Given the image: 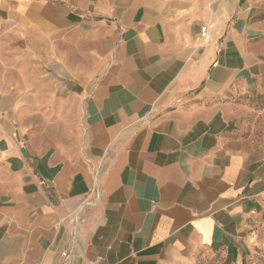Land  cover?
I'll return each instance as SVG.
<instances>
[{
	"label": "crops",
	"instance_id": "obj_1",
	"mask_svg": "<svg viewBox=\"0 0 264 264\" xmlns=\"http://www.w3.org/2000/svg\"><path fill=\"white\" fill-rule=\"evenodd\" d=\"M255 94L264 0H0V264L245 261Z\"/></svg>",
	"mask_w": 264,
	"mask_h": 264
},
{
	"label": "rangeland",
	"instance_id": "obj_2",
	"mask_svg": "<svg viewBox=\"0 0 264 264\" xmlns=\"http://www.w3.org/2000/svg\"><path fill=\"white\" fill-rule=\"evenodd\" d=\"M246 109L240 113L241 126L245 133H264V94L248 97L243 102ZM198 264H264V232L260 236L259 248L248 259L238 262L236 259L204 257Z\"/></svg>",
	"mask_w": 264,
	"mask_h": 264
},
{
	"label": "built area",
	"instance_id": "obj_3",
	"mask_svg": "<svg viewBox=\"0 0 264 264\" xmlns=\"http://www.w3.org/2000/svg\"><path fill=\"white\" fill-rule=\"evenodd\" d=\"M202 36H206V28L202 29ZM2 134H3V130H2V127L0 125V139H1ZM0 156H1V150H0ZM262 200H263V204H264V195L262 196Z\"/></svg>",
	"mask_w": 264,
	"mask_h": 264
}]
</instances>
